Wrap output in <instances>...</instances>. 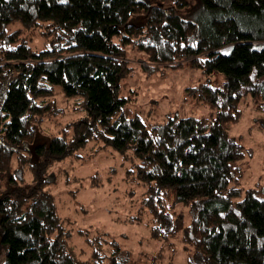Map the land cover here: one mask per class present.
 I'll use <instances>...</instances> for the list:
<instances>
[{
    "label": "trees",
    "instance_id": "trees-1",
    "mask_svg": "<svg viewBox=\"0 0 264 264\" xmlns=\"http://www.w3.org/2000/svg\"><path fill=\"white\" fill-rule=\"evenodd\" d=\"M165 1L0 0L1 264H124L113 242L108 256L95 242L81 260L47 189L52 166L89 142L131 151L152 239L179 233L198 264H264V195L237 187L244 149L228 136L245 99L264 105V0H170L162 8ZM14 23L38 28L48 49L35 54L17 43L18 31L5 34ZM127 48L151 64L173 69L186 61L221 75L218 89H192L208 117L169 116L146 127L130 116L120 95ZM56 87L84 115L35 146L31 162L25 146L56 112ZM177 204L193 212L186 227Z\"/></svg>",
    "mask_w": 264,
    "mask_h": 264
},
{
    "label": "rangeland",
    "instance_id": "rangeland-1",
    "mask_svg": "<svg viewBox=\"0 0 264 264\" xmlns=\"http://www.w3.org/2000/svg\"><path fill=\"white\" fill-rule=\"evenodd\" d=\"M145 2L157 4L156 0ZM4 31L5 34L18 31L17 43H24L35 54L48 49V40L36 27L26 29L14 23ZM126 61L129 72L120 84V95L126 100L128 114L137 115L146 127L161 124L169 116L208 117L210 109L200 103L192 89L201 84L218 89L223 84L221 75L206 76L201 70L189 68L186 61L172 69L170 65L149 63L142 53L131 48L126 49ZM53 100L56 112L44 116L35 125L34 142L25 146L31 162L35 161L32 154L35 146L47 143L51 136H59L65 125L84 115L79 101L65 98L60 88H54ZM239 111L238 121L228 130V136L244 149L237 187L242 191L258 190L262 196L264 105L258 108L247 98ZM136 163L131 151L118 153L100 143L89 142L74 157L52 166L49 177L53 183L47 189L69 231L70 245L81 260L90 256V244L95 242H101L100 248L108 256L113 242L120 250L116 260L124 264H187L189 259L198 264L194 249L180 242L179 233L166 239L149 236L151 217L143 206L146 186L136 178ZM5 178L0 180V193L6 189ZM173 212L181 213L183 227L189 225L193 216L189 207L177 204ZM3 252L0 248V264Z\"/></svg>",
    "mask_w": 264,
    "mask_h": 264
}]
</instances>
